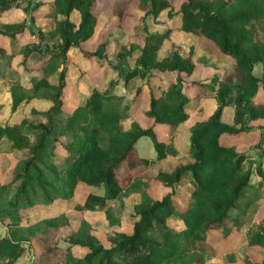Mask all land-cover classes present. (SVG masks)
Wrapping results in <instances>:
<instances>
[{"label":"trees","instance_id":"obj_1","mask_svg":"<svg viewBox=\"0 0 264 264\" xmlns=\"http://www.w3.org/2000/svg\"><path fill=\"white\" fill-rule=\"evenodd\" d=\"M100 1L50 0L42 10L40 2L0 0V62L9 64L19 55L18 71L8 80L10 110L34 98L50 101L44 110H31L39 115L37 120L26 116L0 123V139L6 137L19 152L14 156L17 165L0 181V222L7 227V234L0 236V259L15 264L27 251L25 243L38 239L43 247L33 255L32 264H232L240 258L244 264H264L249 252L238 254L243 243L264 248V213L256 218L264 203V165L254 160V155L264 159V0H182L178 8L171 0H137L143 31L136 28L132 34L126 24L133 0H113L111 16L117 22L103 29L104 37L95 49H84L83 43L95 33ZM15 8L25 12L22 18L1 19ZM163 11L168 18L178 17L181 29L211 41L231 59L229 68L212 76L213 89L207 87V80L193 77V53L183 55L176 44L164 48L171 27L150 31L146 26L148 17L163 23ZM73 12L79 14L77 21L71 17ZM40 18H51L53 25L35 26ZM117 28L125 34L121 30V37L114 36ZM26 35L29 39L24 42ZM109 42L116 46V63L108 60ZM72 48L98 59L105 83L90 79L84 99L77 96L75 107L67 110ZM258 62L260 74L254 72ZM165 70L176 72L175 82L155 93L148 78ZM137 79L145 81L129 99L126 91L117 90ZM190 83L201 85L195 96L184 91ZM201 94L214 98L216 106L207 118L190 124L189 142L182 150L177 131ZM127 118L130 122L125 126ZM159 125L166 129L162 137L156 131ZM255 131L256 140L246 148H240L239 141L230 142ZM144 136L151 140V154H142L137 147ZM154 181L167 187L160 197L150 192ZM182 181L189 187L180 188ZM16 183L12 195L5 198V191ZM96 188L103 193L95 192ZM80 189L84 197L73 209L82 213L104 208L111 227L105 241L87 219H75L66 210L22 223V210L40 201L68 200ZM247 190L252 192L245 208L257 198L263 201L249 209L256 224L245 229L249 212L243 216L241 202ZM131 195L137 202L130 212L131 228L124 230L111 204ZM173 216L181 220L180 228L168 223ZM234 231L244 241L219 252L214 236L224 240ZM75 247L83 254L74 255ZM215 258L221 261L215 263Z\"/></svg>","mask_w":264,"mask_h":264},{"label":"rangeland","instance_id":"obj_2","mask_svg":"<svg viewBox=\"0 0 264 264\" xmlns=\"http://www.w3.org/2000/svg\"><path fill=\"white\" fill-rule=\"evenodd\" d=\"M33 3L40 2V6L38 9L46 10L49 5L50 0H30ZM182 0H171L172 5L175 8L179 7V4ZM112 2L113 0H101L99 3V9H100V15L98 24L95 30L94 35L86 42L83 43V48L88 50H93L96 48L97 44L103 39L104 28H111L115 25L117 22L116 17L111 16V9H112ZM130 15L128 16L127 24H126V30L128 33L132 34L136 28L143 31V23L139 20V17L142 14V11L138 9L137 7V0H133L130 3L129 6ZM25 12L21 10L20 8L10 9L7 12H5L2 16V20H10V19H20L24 16ZM71 17L74 20L79 19L78 12H73L71 14ZM160 17L164 20L163 23H156L154 22L150 17L146 19V26L150 31L154 30H165L167 27H171V34L168 38L165 39L164 45L165 49L168 45L176 44L179 47V50L181 53L185 56L191 55L193 53V58L196 63V72L193 75L196 79H203L207 80V87L209 89H213L215 86V80L212 76H220L225 69L229 68L232 65V61L230 58L224 56L220 50L209 40L199 37L191 32L185 31L180 28V19L177 18H168L166 15V11H163L160 15ZM36 24V25H35ZM34 25L35 26H41L43 28H49L53 25V20L51 18H40L36 21ZM121 28L115 29L114 36L121 37ZM123 31V30H122ZM124 33V31H123ZM125 34V33H124ZM126 36V35H125ZM124 36V38H125ZM133 39L137 40L138 42H142L141 37L134 35L132 37ZM29 37L27 35L23 37V41H27ZM0 43L2 41L0 40ZM7 45V43H4ZM194 46V47H193ZM109 48V54H108V60L111 63H116L115 58V52H116V46L113 42H109L108 44ZM193 51V52H192ZM71 63L69 64V70L67 75V88H66V97L64 101V107L67 110H71L75 107L77 103V96H79L80 100L82 101L85 97V95L88 92L89 87V81L90 79L95 83H105L103 80V70L100 66L97 64V60L94 58H88L86 55L82 53L77 48H72L68 52ZM19 55H17L9 64L2 60L0 62V123H14L19 121L23 117H28L29 119L37 120L38 114L36 112L31 111L33 108L35 110H44L48 108L50 105V101L44 98H34L32 100H29L27 102H22L19 107L15 111L10 110V102H11V95L9 92V83L8 80L12 76H15V73L17 70V59ZM128 63L130 65H133L134 62L131 59H128ZM18 71V70H17ZM85 72V73H84ZM254 72L257 74H260L262 72V64L260 62L256 63L254 66ZM26 76V75H25ZM176 72L175 71H156L151 77L148 78L147 83L149 84V87L155 92L159 93L160 89L162 87H165L167 83L175 82ZM24 82H28L29 79L26 77H23ZM145 80L143 79H137L134 81L133 85L124 87L123 85H119L117 87V90L126 91L128 99L129 97L134 94L135 87L142 84ZM163 86H160V85ZM207 87H204V91L207 89ZM201 88V85L198 83L195 84H186L184 86V91L188 96H195L199 93V90ZM147 89V88H146ZM142 103H145V100H141ZM216 106V100L212 97H207L204 94H201L198 98H194L193 103L188 108L189 111V118L184 121L178 131H177V145L179 148L183 150L184 146H186L189 142V126L192 124L195 120L205 119L209 116V114L212 113ZM233 106H229L227 108V114L228 116H231ZM137 117L140 118V113L137 112ZM141 120L144 121L142 118ZM130 122V119L127 118L124 121L125 126H127ZM147 122V121H144ZM165 127L164 126H158L156 131L159 135V137H162L165 135ZM257 137V132H253L250 135H246L238 140H230V142L233 141H239L242 144L240 145V148H246L248 143L254 142ZM137 147L139 150H141L142 154H151L152 153V144L151 140L148 136H144L138 143ZM181 150V151H182ZM12 148L11 141L8 140L6 137H2L0 139V181L4 180L5 177H9L8 172L11 173L12 168H14L17 165V160L14 156L18 155L19 152L14 151ZM256 162L261 161L264 165V159L259 158L257 155H254ZM257 177L253 175V180H255ZM257 180V179H256ZM17 183L12 185L10 189L11 191H5V198H9ZM180 188H186L189 187L188 184L184 181H182L179 184ZM167 190V187H165L161 182L154 181L152 187L150 188V192L154 197H160L162 196L165 191ZM95 192L103 193L102 188H96L94 189ZM252 190H247L242 197L241 202V211L244 212L248 210L249 214L246 216V220L244 223L247 225L245 229L251 227V224H256V222L250 220V208L253 210L257 207V205L263 201L262 198H257V200H254L250 208H245L246 202L251 197ZM84 197V191L83 189H80L76 192L75 196L70 199H55L51 202H45L40 201L39 203L34 204L30 208H26L25 210H22L23 218L22 223L23 224H30L34 223L37 220H40L47 216H52L54 214H57L63 210L70 211L71 215L75 217V219H80L81 217H84L89 221V223L92 225L93 230L97 236H99L103 241L106 240L107 235L111 233V227L109 224V220L106 217L104 208H99L95 210H87L85 212L79 213L75 209H73V206L76 202L81 201ZM184 200V199H183ZM137 202L136 196H129L125 198L124 200H116L111 204L112 209L114 210L115 214L120 218L121 225L120 228L124 230H130L131 228V222L133 221L130 215V212L132 211V206L134 203ZM264 213V203L262 204V207L259 209L258 213L256 214V218L259 219L262 217ZM243 214V213H242ZM242 216V217H243ZM249 219V220H248ZM168 223L172 225L174 228H180L182 226L181 220L177 216H173L168 218ZM250 223V224H249ZM249 224V225H248ZM7 234V227L3 225L2 222H0V236H4ZM219 235L214 236V246L217 248L219 252L226 250V249H232L236 248L239 244H241L244 241L243 236L239 233L234 231V233L224 239L221 240ZM61 245H65V242L61 239L60 240ZM25 246L27 247V251L23 257H21L18 261H16L15 264H32L33 255L36 254L41 250L43 247V243H41L38 239H34L31 244L28 242L25 243ZM246 252H249V255L251 258H253L256 261L264 260V248L261 246H252L247 247L246 243H243L239 249L238 254L240 256H243ZM74 255H82L83 252L81 249H78L75 247L73 249ZM215 263H219L221 259L215 258L213 260ZM4 260L0 259V264H4ZM232 264H244V262L240 259H238L236 262H233Z\"/></svg>","mask_w":264,"mask_h":264}]
</instances>
